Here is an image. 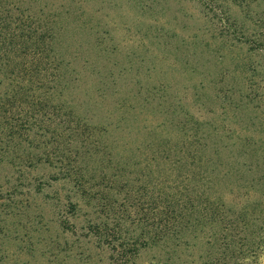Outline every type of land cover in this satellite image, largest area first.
I'll use <instances>...</instances> for the list:
<instances>
[{
  "label": "rangeland",
  "instance_id": "1",
  "mask_svg": "<svg viewBox=\"0 0 264 264\" xmlns=\"http://www.w3.org/2000/svg\"><path fill=\"white\" fill-rule=\"evenodd\" d=\"M232 9L263 29L264 6ZM222 19L205 0H0V264L219 259L223 224L197 193L227 215L245 200L240 144L264 139V108L242 109L264 55ZM21 23L43 57L31 73ZM167 195L184 216L166 229ZM231 250L221 264H264V246Z\"/></svg>",
  "mask_w": 264,
  "mask_h": 264
},
{
  "label": "trees",
  "instance_id": "2",
  "mask_svg": "<svg viewBox=\"0 0 264 264\" xmlns=\"http://www.w3.org/2000/svg\"><path fill=\"white\" fill-rule=\"evenodd\" d=\"M205 2H209L214 8L222 11V20L226 25H230L235 32L243 35L241 37L242 40L245 39L243 43L250 45L252 51L261 52L264 55V15L260 21L262 22L260 29L262 25L263 29L260 31L257 29V33L249 35L248 32L243 31L244 29L241 26L242 22L239 21L237 12H234L236 15H232L230 13L231 10L233 11L232 6L235 8L238 7L241 12L244 13L246 20H253V16L251 14L252 6L262 8V6H264V0H205ZM262 11L264 14V10ZM18 29L21 33L20 35H16L14 37L16 40L14 42H17V46L23 47V50L19 51H21L22 54H32L34 57L32 66L28 63H21V65H25L24 68L27 73L40 70L39 64L40 61L41 64H43V57H40L39 52L29 53L30 48L34 47L30 44V39L32 40L31 37L24 41L21 40L23 34L27 33L23 23L18 25ZM35 50L39 49L35 47ZM260 74L261 75H259V77L264 78V74ZM249 88H251V86H249ZM242 103V109L245 114H247V117L250 115V112L254 111V109H263L264 91H256L249 95L245 94L243 96ZM251 117L252 116H250V118ZM261 124L264 126V118H261ZM262 132H264V130H262ZM250 138L251 139L249 141L248 139L243 140L239 147L240 156L243 158H241L243 163H241V170L239 171V180L240 182L242 181L243 184L238 182L236 186L237 189L241 190L239 191L241 192L240 196L245 197V200H236L232 209L227 211L228 214L226 213L227 215H223L224 206L221 205V198L216 197L215 193L211 192V188H205L203 194L197 193L199 196L198 200L205 202V213L211 217L216 215L220 216V223L223 224V235L225 240L220 249L219 259H213L205 264H221V257L226 259L228 254L233 252L231 250L233 248L244 252V250L248 247L258 252L262 249V246H264V139H256L254 137ZM244 157L247 160L244 161ZM248 160L250 162L248 167L249 169L247 168L248 177L242 178V169L247 167ZM76 179H78V177L74 176V180ZM161 201L163 202V205L157 207V209L161 208L158 217L160 222L162 224L164 223V227L167 229L169 226H173L179 222L180 217L184 216V210L179 206L177 199L171 201V197L169 195L162 197ZM188 210H190V208H188ZM240 236H244V238L241 240L242 242L239 241L236 244L235 237L239 238ZM235 250L234 253L236 252ZM225 264H227L226 261Z\"/></svg>",
  "mask_w": 264,
  "mask_h": 264
}]
</instances>
